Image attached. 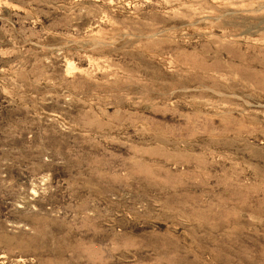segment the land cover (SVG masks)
Returning a JSON list of instances; mask_svg holds the SVG:
<instances>
[{
  "label": "rangeland",
  "instance_id": "374dc122",
  "mask_svg": "<svg viewBox=\"0 0 264 264\" xmlns=\"http://www.w3.org/2000/svg\"><path fill=\"white\" fill-rule=\"evenodd\" d=\"M263 48L264 0H0V264H264Z\"/></svg>",
  "mask_w": 264,
  "mask_h": 264
},
{
  "label": "bare ground",
  "instance_id": "6f19581e",
  "mask_svg": "<svg viewBox=\"0 0 264 264\" xmlns=\"http://www.w3.org/2000/svg\"><path fill=\"white\" fill-rule=\"evenodd\" d=\"M264 49V48H263ZM253 59H255V58H253ZM257 59V58H256ZM259 61V60H258ZM263 62V61H262ZM257 63V62H256ZM264 65V64H263ZM230 67V66H229ZM257 72V71H256ZM242 74V73H241ZM256 78V77H255ZM258 201V200H257ZM247 205V204H246Z\"/></svg>",
  "mask_w": 264,
  "mask_h": 264
}]
</instances>
